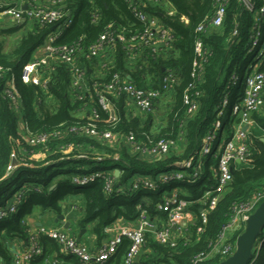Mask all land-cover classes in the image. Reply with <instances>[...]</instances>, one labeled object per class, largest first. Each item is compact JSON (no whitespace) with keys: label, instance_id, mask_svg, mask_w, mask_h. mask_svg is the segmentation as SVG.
<instances>
[{"label":"trees","instance_id":"trees-1","mask_svg":"<svg viewBox=\"0 0 264 264\" xmlns=\"http://www.w3.org/2000/svg\"><path fill=\"white\" fill-rule=\"evenodd\" d=\"M4 1L11 0H0L1 3ZM162 1L159 4L147 0L136 3L149 17L157 19L169 30L171 40L156 52L142 47L135 57H130L123 42L118 40V35L129 37L134 32H142L144 23L133 16L125 0H67L66 12L72 14V20L57 35L54 44L81 42L82 62L86 66L88 85L92 86L90 92L83 93L81 100L74 95L68 68L61 62H55L53 70L46 71L49 75L46 87L21 80L23 65L32 58L48 35L56 31V27L30 22L13 50L5 52L1 36L26 24L8 29L0 26V205L5 206L14 195H20L16 210L0 220V257L5 261L11 256L7 240L12 237L24 239L27 234L29 224L26 217L36 211L39 214L51 212L56 216L63 214L66 208L62 207V201L68 195L80 198L76 204L79 213L77 226L80 229L89 226L100 243L106 237V226L118 218L133 221L137 217L138 206L150 216L161 219L165 215L156 205L163 201L165 193L178 190L181 198L196 201L215 183L213 171L217 158L213 153L202 158V173L197 182L162 184L155 177L175 168L176 162L190 156L196 157L202 139L208 133L215 130L214 146L218 147L232 137L239 118L230 111L229 106L241 97L243 84L240 81L232 85L228 78L233 70L239 75L243 74L245 66L239 68L238 64L247 52L253 15L243 8L239 0H228L222 25L218 28L208 25L203 33L198 34L195 28L209 19L214 0ZM255 3L259 6L261 0H255ZM109 25L111 27L108 29ZM106 31L111 38L104 58L107 68L103 72H95L93 67L98 59L88 58L84 54L88 46ZM197 35L202 38L208 53L202 62V69L193 75V42ZM248 54L250 57L253 55ZM260 69L264 71V61ZM114 72L127 76L137 87L159 92L150 110L145 111L144 122L126 111L127 98L124 94L105 92L104 84ZM10 75L14 77L21 110L12 108L3 93ZM94 83L98 91L108 98L115 113L113 121H110L109 111L98 101ZM185 94L197 104L193 113L187 111ZM225 97L228 104L224 110H229L228 116L215 128L218 109ZM160 98L170 99V104L163 114V124L157 130H152L155 122L153 112ZM92 110L98 115L95 124L99 130L106 129L123 135L131 133L136 141L144 144L159 139L170 140L173 144L166 155L148 157L132 152L125 141L109 143L67 131L70 126L86 123ZM251 117L259 132L254 131V127L250 129L247 161L231 164V180L218 195L214 206H210L208 199L190 204L188 210L194 218L188 224L185 237L179 238L174 246L160 243L148 233L137 256V264H190L197 254H207L232 215L233 208L246 203L264 189V141L260 139L264 132V107ZM20 119L25 129L20 126ZM55 130H60V134L51 136L44 145H32L27 140L29 134L50 135ZM69 145L71 149L65 152ZM80 154L84 156L78 157ZM107 161L110 163H105ZM12 163L15 167L8 172V166ZM114 167L120 168L117 177L113 174ZM97 170H102L103 176L86 186L71 182L73 175ZM14 174L19 179L17 188L11 186ZM136 175L152 177L153 181H157V186L152 189L139 185L133 189ZM107 185L110 191L106 189ZM200 210L205 213V221H202ZM243 230L244 226L233 230L228 240L235 244L236 237ZM40 242L43 247L56 248V242L46 236H40ZM128 246L127 239L118 244L110 257L112 264H123ZM222 260L223 257L216 254L204 258L200 264H219ZM256 263L264 264V240Z\"/></svg>","mask_w":264,"mask_h":264},{"label":"built area","instance_id":"built-area-1","mask_svg":"<svg viewBox=\"0 0 264 264\" xmlns=\"http://www.w3.org/2000/svg\"><path fill=\"white\" fill-rule=\"evenodd\" d=\"M128 7L132 10L133 16L144 23L142 32H134L125 37L118 35V40L123 42L130 57H135L138 50L142 47L150 48L156 52L158 48L165 46L171 40L169 30L157 19L151 18L139 8L136 3L139 0H125ZM150 3L159 4L162 0H147ZM243 8L253 15L251 29L248 36L247 52L253 54L254 63L249 67L245 66L243 74L239 75L236 70L230 73L228 82L232 85L242 82L243 91L238 101L230 107V111L236 114L239 122L234 129L232 137L219 147L214 146L216 132L208 133L202 139V144L198 155L190 156L187 159L176 162V167L159 173L155 180L162 184L171 182H189L194 183L200 180L202 173V158L213 153L217 158V165L213 171L215 183L210 189L205 191L200 199L196 201L181 198L178 190L164 194L162 202L157 203V208L165 216L163 218L152 217L148 212L138 206L137 217L129 224L119 218L104 228L106 237L101 240L95 250H92L87 244L76 239L74 235L68 234L62 227H45L38 225H29L24 239H19L16 246L11 250V256L8 261L0 257V264H61L56 256L51 257L45 253V249L40 242V236H46L54 240L61 248L62 254L75 257L82 264H103L110 259L111 255L123 239L129 241L128 249L123 258V264H137V256L142 246L146 242V236L151 233L153 238L160 242L174 246L177 240L185 237L188 224L193 220V214L188 210L190 204L202 202L208 199L210 206H214L218 195L224 190L231 180V164L233 162L243 163L249 156L248 135L250 129L256 126L255 120L251 117L253 113L259 112L264 107V71L254 68L256 61L264 57V0L256 6L255 0H239ZM13 2V3H12ZM228 0H214L213 10L209 19L196 26L195 31L200 34L205 31L208 25L220 27L225 17V11ZM67 0H20L0 2V16L9 17L15 23H25L36 21L41 25H55L56 31L49 34L44 43L38 48L39 55L33 56L25 63L21 70V80L31 82L46 87L49 81L47 70H53L55 62H61L68 68L70 74V87L77 99L81 100L84 92H90L92 86L88 85L86 76V66L82 62L81 42L54 44L57 35L62 29L68 26L72 20V14L66 12ZM67 16V18H66ZM62 21V23H61ZM60 23V24H59ZM111 26H108V29ZM235 33V32H234ZM110 33H102L100 37L90 44L85 52L88 58H97V64L93 67L95 72H103L107 67L106 60L108 45L110 44ZM194 60L192 61L193 75L202 69V62L206 60L208 53L202 38L197 35L193 42ZM264 58L261 62L263 63ZM260 64V65H261ZM7 70V69H6ZM5 70V71H6ZM167 80H170L167 78ZM95 94L102 107L110 112L113 109L105 93L98 91L97 84H93ZM171 84L169 83L168 87ZM105 92L111 94H124L127 99L132 100L141 111H148L152 106L153 100L159 95L156 89H146L137 87L127 76L114 72L108 82L104 84ZM4 96L9 100L10 106L15 110H21L20 97L17 92L14 77L10 75L4 88ZM184 102L188 104V112H194L197 104L191 102L187 95H184ZM228 104V98L225 97L218 109V119L214 123L217 128L220 124L219 117ZM110 116V113H109ZM88 121L84 124L70 126L67 131L95 137L109 143H119L125 141L129 144L132 152L141 156L161 157L168 153L173 142L170 140L159 139L148 144L140 143L134 139L133 134L127 135L114 133L110 130H99L97 128L98 115L94 110L88 113ZM115 119L110 116V121ZM246 126L245 130L242 127ZM23 129L25 124L23 122ZM60 130L53 131L50 135L29 134L28 142L32 145L45 144L51 136H58ZM264 141V132L261 136ZM71 145L68 146V150ZM14 159V153L11 154ZM78 157L84 156L82 154ZM195 157V158H194ZM15 164L8 166V172H11ZM102 170L92 171L86 174L73 175L71 182L77 186H86L95 178L103 176ZM132 183L133 189L139 185L154 189L157 185L152 177L148 175H136ZM106 189L110 191L109 185ZM13 199V200H12ZM5 206L0 205V220L6 218L10 213L16 210V204L20 200V195H14ZM264 202V189L254 194L246 203L235 206L232 210L228 222L223 226L218 239L210 252L200 253L191 259L190 264H200L206 258L212 256L213 249L220 243L221 247L217 254L223 257V260L232 255L236 249L226 237L227 232L236 230L247 224L249 217ZM202 221H205V213L200 210ZM260 239L253 243L250 258L247 264H257L256 257L264 240V227L259 233ZM36 261H39L38 263Z\"/></svg>","mask_w":264,"mask_h":264},{"label":"crops","instance_id":"crops-1","mask_svg":"<svg viewBox=\"0 0 264 264\" xmlns=\"http://www.w3.org/2000/svg\"><path fill=\"white\" fill-rule=\"evenodd\" d=\"M14 1L19 2L20 0H14ZM1 20H2V17L0 16V21ZM13 23H15V22L13 21ZM13 26L14 25H10L9 24L7 26H2V28L3 29H8V28L13 27ZM5 34H10V33H5ZM37 55H39V51L38 50L36 51L35 55H32V57L33 56H37ZM164 99L165 98H160L159 99V103H158L157 109L160 108V106H161L160 102H162V100H164ZM169 104H170V99H167L166 100V108L168 107ZM125 106H126V111L128 113L132 114L133 116H137L141 122H144L146 120L145 111L143 112V111L139 110V108H137V106L135 105V103L132 100L127 99V101L125 103ZM156 110L153 112V117H154L153 121H155V118L157 117V116L155 117V115L157 114ZM155 112H156V114H155ZM162 124H163V120L160 121V118L158 117V120H156L154 122V126H152L153 127L152 130H157V128L160 125H162ZM20 126L21 127L23 126V122H22L21 119H20ZM177 145H178V143L175 145V147ZM114 169H120V168L114 167ZM79 202H80V198L78 196H71V195L66 196L64 198V200L62 201V207L66 208V211L63 214H59V215H61V219L63 221H65V222L68 221L69 222L68 229L63 228L62 224L56 222L55 218L58 217L59 215L56 216L55 214H53L51 212H44L42 214H39L36 211L37 212V214L35 215L36 218H34L32 220L31 218H33V217L27 216L26 217V221L29 224L30 223L29 221L32 220L33 224L34 225H38V226L42 225V226H45V227H62L68 234L74 235L78 241L87 244L92 250H95L99 243L96 240L94 234L90 231V227L89 226L84 228V231H83V233H82L80 238L77 237L78 232H80V230H81L80 229L81 227H78L77 224H76V220L79 217V213H78V210L76 208L77 207L76 204H78ZM119 219L121 221L123 220L121 218H119ZM131 222L132 221H124V223H126V224H129ZM232 232H233V230L227 232V234H226L227 239H228L229 235H231ZM85 236H87L86 237V241H82V238L85 237ZM18 240H19V238H17V237H12V238H9L7 240L6 244L9 247L10 251L16 246V244H17L16 242ZM55 245H56V248L55 247H46L45 246L44 247L45 253L47 255L51 256V257L56 256L57 258H59L60 261H61V264H80L79 261L75 257L63 255L60 246L57 243H55ZM36 262L38 263L39 261H36ZM34 264H36V263H34ZM103 264H112V261L109 259Z\"/></svg>","mask_w":264,"mask_h":264},{"label":"water","instance_id":"water-1","mask_svg":"<svg viewBox=\"0 0 264 264\" xmlns=\"http://www.w3.org/2000/svg\"><path fill=\"white\" fill-rule=\"evenodd\" d=\"M55 25L52 26L54 28ZM111 118L114 117V110H110ZM246 126L242 127V130H245ZM261 141L262 138H260ZM14 162V159L12 160ZM113 174L115 177L120 175L119 169H114ZM55 221L62 224L63 228L68 229L69 222H65L61 219V215L55 218ZM264 227V202L261 203L257 209L253 212V214L249 217L246 227L236 237V249L234 253L224 260H222L219 264H247L253 243L256 241V238L259 236L261 229ZM84 229L82 228L80 232H78L77 237L80 238Z\"/></svg>","mask_w":264,"mask_h":264},{"label":"rangeland","instance_id":"rangeland-1","mask_svg":"<svg viewBox=\"0 0 264 264\" xmlns=\"http://www.w3.org/2000/svg\"><path fill=\"white\" fill-rule=\"evenodd\" d=\"M19 25V23H13V21H12V19L11 18H9V17H2V20L0 21V26L2 25V26H7V25ZM26 27H27V25L26 26H24V28H19V29H17L16 28V30L15 31H13V32H11L10 34H5V35H3V36H1V40H2V46H3V50L5 51V52H11L12 50H13V48L15 47V44H16V42L18 41V39L23 35V33L24 32H26L27 31V29H26ZM37 51V50H36ZM36 51L33 53V55H35L36 54ZM256 58V57H255ZM255 58H253V55H252V57H250V54H248V52H246L245 54H244V56L242 57V60L239 62V64H238V66H239V68H241V67H243V66H251L253 63H254V61H255ZM263 58L264 57H262V58H259L255 63H256V65H255V69L256 68H258L259 66H260V64H261V62H262V60H263ZM166 100H167V98H165L164 100H162V102H160V108H158L157 110H156V112H157V114H156V112H155V121L156 120H158V117L160 118V121L162 120L161 118H163V114H164V112L166 111ZM140 110V109H139ZM228 112H229V110L226 108L223 112H222V114H221V116L219 117V119H220V121H222V120H224L227 116H228ZM157 123V122H156ZM254 131H256V132H259V130H258V128H256V127H254ZM105 163H110L109 161H107V162H105ZM103 170V169H102ZM46 175H49V174H46ZM18 185H19V179H18V176H17V174H14L13 175V177H12V182H11V186H12V188H17L18 187ZM37 214V212L35 213V214H33L31 217H33V218H31L32 220L34 219V218H36V215ZM32 220H30L29 222V224L30 225H34L33 224V221ZM245 227H246V225H245ZM244 227V228H245ZM86 237L87 236H85V237H83L82 238V241H86ZM259 239H260V236H258L257 238H256V243L259 241ZM220 247H221V245H220V243L219 244H217L216 246H215V248L213 249V252H212V255L214 256V255H216L217 254V252H218V250H220Z\"/></svg>","mask_w":264,"mask_h":264}]
</instances>
